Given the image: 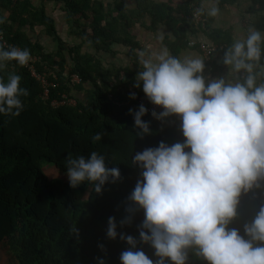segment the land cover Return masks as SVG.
<instances>
[{"label":"trees","instance_id":"obj_1","mask_svg":"<svg viewBox=\"0 0 264 264\" xmlns=\"http://www.w3.org/2000/svg\"><path fill=\"white\" fill-rule=\"evenodd\" d=\"M49 1L63 4L68 35L79 38V43L69 45L63 40L54 17L47 12ZM134 2L135 7L129 8L125 0H41L38 4L33 0H0V17L4 18L0 43L6 48L30 50L36 70L50 82H57L46 98L42 82L28 66L8 61L0 70L5 82L13 74L20 75V86L29 93L21 97L24 110L20 116L0 114V241H7L19 264H98V257L106 264H121L120 255L130 245L119 237H107L109 217L116 218L119 233L140 241L138 226L144 219L143 210L126 211L136 207L128 197L142 179V169L133 165L132 159L137 152L158 147L160 142L171 146L185 138L176 117L162 122L150 113L143 119L150 122L152 134L143 138L137 135L140 130L129 114L130 109L138 111L139 97L144 94L142 87H134L136 75L142 70L139 51L144 50V43L135 34L137 25L150 33L166 29L170 36L165 38V46L177 57L187 49L202 50V43L193 44L190 38L204 34L218 46L221 58L217 63L216 53L209 63L205 62V74L210 78L228 68L222 60L235 38L232 29L214 27L213 17L207 15L208 3L229 12L233 6L241 12L240 6L248 4L243 16L251 22L245 23L246 28L252 25L264 32V0ZM202 7L205 11L199 17L205 22L195 17ZM37 27L58 43L55 51H46L41 41L33 38L31 33ZM85 45L95 53L83 52ZM115 45L129 48L132 66L108 65L97 56L100 52L116 56ZM263 68L264 56L255 68L258 84L264 83ZM243 75L239 73L238 78ZM131 93L136 99H130ZM65 97L74 99L76 105H53ZM97 133L102 139L93 142ZM93 151L105 156L109 168L118 167L121 172V178L107 183L101 194L95 193L94 185L87 181L72 188L66 174L70 155L87 157ZM261 183L262 187L241 195L238 217L230 225L241 234L244 225L264 206ZM129 215L133 217L131 225L120 227V221ZM138 248L151 259H158L150 245L141 242ZM188 264L206 262L190 251Z\"/></svg>","mask_w":264,"mask_h":264},{"label":"clouds","instance_id":"obj_2","mask_svg":"<svg viewBox=\"0 0 264 264\" xmlns=\"http://www.w3.org/2000/svg\"><path fill=\"white\" fill-rule=\"evenodd\" d=\"M204 11L202 7L195 15L198 21H206L199 17ZM219 11L215 4L207 7L208 16ZM201 43L203 58H180L167 48L141 56L142 70L134 87H142L148 100L163 109L152 111L155 119L180 118L185 139L171 146L160 142L133 157L142 179L128 197L136 207L126 211L143 210L140 241L119 233L115 217H109L106 233L109 239L119 237L130 245L120 255L121 264H188L190 251L206 264H264V206L244 225L243 234L230 227L238 217L241 195L264 182V83H257L255 73L264 56V32L251 27L245 38L235 39L225 51L222 63L231 72L244 74L238 79L208 77L205 62L218 53V46L209 39ZM31 59L30 50L0 43V70L8 61L25 67ZM21 79L17 74L7 82L0 77V114L21 115V97L29 94L20 86ZM130 99L136 94L131 93ZM129 114L140 138L152 134L150 122L143 119L147 107L141 104ZM92 139L100 141L102 134ZM66 168L72 188L87 181L97 194L121 178L120 169L109 168L105 156L95 151L87 157L70 155ZM132 220V215L126 216L119 226L131 225ZM141 242L155 250L157 260L138 248ZM99 247L105 250L103 244ZM97 262L106 264L100 257Z\"/></svg>","mask_w":264,"mask_h":264},{"label":"crops","instance_id":"obj_3","mask_svg":"<svg viewBox=\"0 0 264 264\" xmlns=\"http://www.w3.org/2000/svg\"><path fill=\"white\" fill-rule=\"evenodd\" d=\"M212 4H215V3L214 2L208 3L207 7L212 5ZM62 5H60L61 9H63ZM215 6H217V5L215 4ZM129 8H134V6L133 7L129 6ZM219 9H220L219 14L217 16L213 17L214 27L216 29H219V30L232 29L233 30L232 32H233L235 39L245 38L246 37L245 35H247V31H248L245 24H244V26H241L239 23H241L242 21L234 22L233 17L230 15L231 12H229L228 10H223L221 8H219ZM63 11H65V10L63 9ZM51 16L54 17L53 15H51ZM239 17H240V20H243V18H241L240 15H239ZM54 19H55V17H54ZM66 19H67V14H66ZM56 25H57V22H56ZM251 27H253V26L251 25L250 28ZM142 32H144V31H142ZM140 33H141V31L135 32V34L139 37V39L144 43V50L139 51L140 57L142 56V54L144 57H148L150 55L158 53L163 48H167L165 46V38L168 35L170 36V33L166 29L160 28V29H158V31L152 32V33L145 32V34H147V36H148L149 42H147L148 39L146 40L142 36H140ZM36 39H39L41 41L39 36ZM206 39H207V37L204 34H200L198 36L192 35L190 38V41H191V43L195 44L196 42L201 43L202 41H205ZM57 47H55V50ZM55 50H53V51H55ZM198 50L187 49L186 51H183L179 57L183 58L186 56H190V57H197L198 56V57L203 58L201 52ZM169 52H170V50H169ZM215 57L217 58V63L220 64L221 58L219 57V54L217 53L215 55ZM115 64L116 65H124V64H117V63H115ZM126 65H129V64H126ZM262 71L264 72V68ZM216 77H227L229 79H238L239 74L231 72L229 68H226L220 74H218V76L212 75L211 78H216ZM84 94H85L84 92H83V94L82 93L80 94L82 99L84 97ZM0 264H19L17 262L15 256H14V254L11 252L10 245L7 243V241H0Z\"/></svg>","mask_w":264,"mask_h":264},{"label":"rangeland","instance_id":"obj_4","mask_svg":"<svg viewBox=\"0 0 264 264\" xmlns=\"http://www.w3.org/2000/svg\"><path fill=\"white\" fill-rule=\"evenodd\" d=\"M33 1L36 4H38L41 0H33ZM104 1H105V3H108V2H112L113 0H104ZM125 1L130 7H133V6L135 7V5H136L134 0H125ZM158 1H167V0H158ZM182 1H184V0H174V3L178 4V3H181ZM60 5H62V3L55 4L53 1L47 2V5H46L47 12L50 15H53L55 17V20L57 22L58 33L61 35L63 40L65 42H67V44L72 45L73 43H77V42L79 43L81 41L79 38L68 35L69 25H68V22L66 19L67 13H66V11H63V9L60 8ZM243 5L244 6H240L241 12H238L237 6H233V7L229 8V10L231 12L230 15L233 17L234 22L242 21L241 23H239L241 26H244L245 23L251 22V18H249L248 16H243V13L245 11L244 7H246V5H248V4L244 3ZM239 15L241 16V18H243V20H240ZM28 31H30V30H28ZM139 31H141L140 36H142L144 39L147 40L148 39L147 34H145V31L142 32L143 30H142L140 25L139 26L137 25V27H135V32H139ZM31 35L33 36L34 39H36L39 36L41 39V43L44 45L45 50L48 52H52L53 50H55V47L58 46V43L52 37L47 35L44 32L42 27H37L34 30V32L31 33ZM147 42H149V39ZM113 48L116 49V51H118L116 56L112 57V55L110 53H106V52H104L102 54L100 52L97 56L102 57L105 60V63H107L108 65H110L112 63H117V64H124V65L129 64L130 66H132L133 62L131 60V57L128 55L129 54V48L128 47H125L122 45H115ZM87 50L95 53V50H93L92 48H89L87 45H85L83 48V52H86Z\"/></svg>","mask_w":264,"mask_h":264},{"label":"built area","instance_id":"obj_5","mask_svg":"<svg viewBox=\"0 0 264 264\" xmlns=\"http://www.w3.org/2000/svg\"><path fill=\"white\" fill-rule=\"evenodd\" d=\"M205 48V47H204ZM35 59H31V61L29 62V64L27 65L30 70H31V73L34 77H36L37 79H39L42 84H43V87H44V96L46 98L49 97V94H50V90L51 88L53 87H56L57 86V82L53 81V82H50L44 75H41L35 68L34 66V62ZM74 80L77 81V82H80V79L78 76H74ZM68 105V104H71V105H76V101L74 99H67L66 97L64 98V100L62 101H54L53 102V105L54 106H60V105ZM143 104L145 107H147L148 109V113H152V111H156L157 113L163 111V109L160 107V106H156L154 104H152L146 94L144 93L143 95H141L139 97V106ZM176 118H178V120L181 122L180 118L175 116ZM182 123V122H181Z\"/></svg>","mask_w":264,"mask_h":264}]
</instances>
